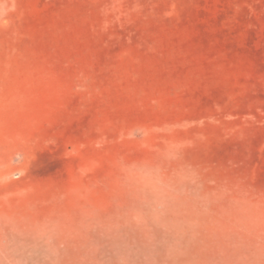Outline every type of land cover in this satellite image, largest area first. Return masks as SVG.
I'll return each instance as SVG.
<instances>
[{"label": "rangeland", "instance_id": "374dc122", "mask_svg": "<svg viewBox=\"0 0 264 264\" xmlns=\"http://www.w3.org/2000/svg\"><path fill=\"white\" fill-rule=\"evenodd\" d=\"M0 264H264V0H0Z\"/></svg>", "mask_w": 264, "mask_h": 264}]
</instances>
